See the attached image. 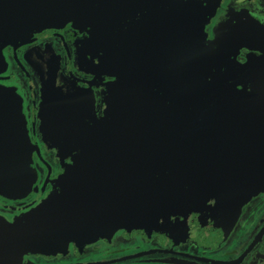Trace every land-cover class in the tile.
<instances>
[{"label": "flooded vegetation", "instance_id": "af4514ba", "mask_svg": "<svg viewBox=\"0 0 264 264\" xmlns=\"http://www.w3.org/2000/svg\"><path fill=\"white\" fill-rule=\"evenodd\" d=\"M29 1L18 0L17 8H14L18 15L30 17L33 15L31 9L37 5L40 8L39 3L29 6ZM203 7L205 50L216 87L203 91L208 92L203 95L205 97L183 100L178 106H174L172 94L166 96L149 82L153 79L151 74L149 76L141 70L140 75L135 74L133 79L126 75L125 80L124 76L104 68V58L99 52L103 50L101 40L104 37L101 35L109 29L108 26L95 25L94 20L83 26L68 16L54 28L30 33L23 27L19 31L14 27L10 30V38L0 44V92L3 93L0 98V130L2 124H6L0 140L3 144L9 143L12 135L7 133V127L13 125V112H18L16 119L21 130H25V140L33 148L30 158L34 173L23 180L26 185L17 191L0 190L2 234L7 232V222L25 216L40 205L42 207L41 203L48 200L57 186L69 193L81 189V184L76 188L67 177H81L83 172L91 171L88 174L100 175L103 183L114 168L126 164L124 159L132 156L129 151L134 145L148 141L154 135L157 137L156 115L151 113L150 119L145 120L144 112L151 110L146 105L149 99L156 100L160 109L166 111V118L160 126H173L171 120L177 113L189 116L193 122L194 118H205L209 111L224 108L232 113L225 116L230 117L229 120L222 117L221 112L211 120L219 125L234 126L235 130L239 128L246 144L257 140L264 143V0H220L217 4L208 0ZM38 12L36 15H41L44 10ZM108 12L106 17L110 19ZM151 15V18L156 17L153 13ZM78 16L76 14L74 19ZM249 32L258 34L261 39L254 34L252 38L259 40L246 45ZM146 88H151V92ZM14 100L19 106H13ZM255 108L259 112H255ZM128 119L136 121L132 123ZM263 163L264 157L262 170ZM98 164H102L105 174L96 167ZM189 170L188 162L183 182ZM64 184L70 187L66 189ZM192 192V197L199 201L202 191L198 190V196L194 188ZM120 196L122 193L106 201ZM54 198L55 201L51 199L54 203L60 200ZM102 202L105 201L94 204ZM135 202L134 209L141 205ZM82 204L71 201L59 207L68 212ZM223 204L218 205L217 216L207 212L196 227H181L177 232L178 227L174 233L168 231L163 236L164 242L152 228L147 230L151 233L150 239H139L135 232L126 233L124 229L112 234L110 240L109 233L113 230L108 228V243L101 239L95 244L83 245L79 253L72 248L67 252L52 253L48 249L27 257L24 263L95 264L106 261L113 264L111 262L118 260L114 264H264V194L255 196L250 206L239 214H243L241 225L236 230V224L228 235L224 230ZM83 215L81 223L101 224L106 229L111 222L117 230L128 227L130 223L127 221H131L127 212H121L115 220L109 209L90 214L84 212ZM218 223V230H215L218 234L210 235L209 228ZM142 243L149 247L142 250L139 246ZM132 244L140 249L131 252ZM145 251L149 252L143 253ZM130 254L136 257L122 260L123 256ZM0 257L3 259L0 264L13 261L8 250L4 253L0 249Z\"/></svg>", "mask_w": 264, "mask_h": 264}, {"label": "water", "instance_id": "95a60500", "mask_svg": "<svg viewBox=\"0 0 264 264\" xmlns=\"http://www.w3.org/2000/svg\"><path fill=\"white\" fill-rule=\"evenodd\" d=\"M30 1L29 6L38 3L41 6L38 8L37 5L31 9L33 15L29 17L18 15V12L15 11L18 0H0V31L10 32L13 27L19 31L23 27L29 29L30 33L47 27L54 28L61 21L60 13L64 8V0ZM103 2L105 6L109 7V12H107L115 26L109 27L101 35L104 37L101 40L103 50L101 49L99 53L104 58V63H102L104 68L120 76L127 75L130 79H133L135 74L140 75L142 70L149 76L152 75L153 79L149 82L155 83L156 86H159L161 81L169 82L167 84L170 87V93L175 99L174 106H178L180 101L201 99L202 95L208 94V92H203L208 90L203 74L209 66L205 50L203 18L201 17V23L199 21V24L194 27L195 15L190 13V9L195 7L196 3H198V8L203 11L202 0H104ZM157 4L168 9L167 13L171 21L169 23L171 24L170 30L162 32L158 40L142 42L141 35L134 25L140 24L139 18H144L146 25L153 23L151 11ZM39 9L41 12L44 10L43 14L45 15H36L39 13ZM141 9H143L142 12H139ZM177 13L183 17L187 13L185 25L178 20L180 18ZM165 25L167 26V24ZM254 34L256 33L249 32L247 34L246 45L261 39L258 34L255 36H258L259 39L252 38ZM162 35L169 36V40L159 41ZM260 41L262 42V40ZM145 50L149 53L145 54ZM138 82L140 83L139 78ZM146 89L151 92V88ZM2 95L3 93L0 92V98ZM1 102L0 99V104ZM18 104L14 100L13 106ZM146 105L151 110L148 109L144 112L145 120L150 119L151 113L156 115L154 120L157 122L155 130L157 137L154 135L152 139L134 145L129 151L132 156L124 159L126 164L117 169L114 168L103 183L102 181L88 182L86 185L81 184V189H73L74 192L71 193L76 196L74 200L72 199L73 201L88 204L85 207V211H88L87 207L89 206L95 210L94 202H106L107 199L116 197L120 193L122 196L146 193L145 195L156 198L150 202L148 207L139 205L145 210L147 209V213L139 209L140 213L137 215L139 221H147L146 224L149 225V228L157 233L168 231L174 233L178 227L180 228L177 232L181 230V227L184 229L187 226L189 228L190 226L196 227L205 218L207 212L216 213L213 216H217V207L221 202H224L222 212L223 215L225 214V218L223 220L229 219L232 212L236 210L235 202L238 198L247 194V201L255 196L256 193L253 192L255 186L252 187V191L249 192V189L247 192L245 191L247 179L243 172L247 169L256 170L254 181L258 182H255V185H262L259 179H264V176L258 169H260L259 164L262 163L261 157L264 155L263 142L257 140L254 143L246 144L245 140L241 139L243 136L239 134L240 129L235 130L228 126L217 127L212 132L205 131L206 133L203 135L201 129L199 128L200 131H198L197 125L189 119V116L187 118L189 123L183 127H163L160 124L166 118V111L160 109L159 103L154 99H149ZM17 114L18 112H13V125L7 127V133L12 135L9 143L3 144V141L0 140V190L2 191L15 190L13 186L12 188L9 186L8 179L15 184L19 181L23 183V180L34 173L30 158L33 148L25 140V130H21L20 122L16 119ZM2 126L0 138L4 136L6 124H2ZM246 148L248 150H245ZM188 162L190 170L183 182V173L187 171ZM210 163L219 164L228 172L229 177L224 182L208 184L206 176L204 177L201 171ZM92 166L94 167V165ZM96 167L102 174H105L102 164H98ZM88 172L91 171L83 172V175L90 176ZM61 183L63 184V181ZM64 185L66 189L70 187L67 184ZM192 188L195 189L196 196H198V190L202 191L203 195L199 201L197 197H192ZM60 202L57 201L46 207L40 206L23 216L18 228L8 226L5 234H2L1 231L0 249L4 253H7L8 250L13 255L15 262L25 255H31L30 253H34L36 250L44 252L49 249L51 253L58 251V245H55L57 240L46 241L41 238L40 234L31 235L26 232L37 231L43 225L57 224L58 215H55V212L56 205H59ZM63 202L70 204L68 199ZM134 203H136L135 200L127 203L121 209L120 214L129 212ZM104 204L102 202L98 206L102 205L103 208ZM71 210L74 212L72 208L69 209V211ZM109 213L114 214L115 220L119 218L118 211L109 209ZM150 216L153 220L150 219ZM238 218L237 214L234 215L224 226L227 235L236 225ZM4 226L2 224V227ZM4 230L6 231V226ZM47 245L48 248H46Z\"/></svg>", "mask_w": 264, "mask_h": 264}, {"label": "rangeland", "instance_id": "374dc122", "mask_svg": "<svg viewBox=\"0 0 264 264\" xmlns=\"http://www.w3.org/2000/svg\"><path fill=\"white\" fill-rule=\"evenodd\" d=\"M104 0H64V8L62 13H60L62 16L61 20H66L68 18V16H70V18H72V20L77 24H81L83 26H88L90 25V22L92 20H94V24L98 25V26H108V27H115L113 26V19H109L107 18V11L109 10V7L105 6ZM208 1V0H202V9L203 11L198 8V3H196V6L190 9V13L194 14L195 18L193 19V22H195L194 27H196L199 24V21L201 23L200 18H203V14H204V2ZM213 1L214 4H217L220 0H210ZM187 3V2H186ZM143 9L139 10L142 12ZM168 9L166 7H164L163 5H159L157 4L155 6V8L152 9V13L154 16L152 18V22L150 25H146V21L144 18H139V23L140 24H135L134 27L137 28L138 32L141 35V40L143 41H155V39H159L161 37V33L164 32L168 29L170 30V26L171 24H169L170 21V16L168 15ZM184 13V12H183ZM76 14H78V18L74 19V16H76ZM94 14V15H93ZM178 14V13H177ZM168 15V19L166 18ZM187 13L184 15V17L180 14H178V17L180 19H178L180 22H183V24L185 25L187 23ZM191 15V14H190ZM183 18V19H181ZM249 20V18H248ZM247 20V21H248ZM166 22V23H165ZM167 24V26L165 25ZM181 25V24H180ZM7 38H10V34L9 32H4V31H0V44L2 43L1 41L6 40ZM169 40V36H165L162 35V38L159 40L161 42H165L166 40ZM1 47V46H0ZM264 49V48H263ZM149 53L147 50H145V54ZM206 84L205 86L207 87L208 90H213L215 89V82H214V74L211 70L210 65L208 66V69L205 70V74H203ZM125 80L126 77L124 76ZM161 84H159V86H156L155 83L154 84L156 87V90L162 92L163 94H167L170 95V87L168 86L167 83L169 82H164L161 81L159 82ZM167 86V88H166ZM166 95V96H167ZM171 96V95H170ZM224 109V108H223ZM221 110V113H223V116L225 117V111H227L228 109H224ZM255 112H259V110H257L255 108ZM263 174H264V163H263ZM264 176V175H263ZM68 182H70L73 186H75L76 188H79L80 184H85L88 182H94V181H102L103 178L98 177L96 174H92L90 173V176L86 177V175H81V177H67L66 178ZM262 182V185H255L253 192L256 193L255 196L257 195H261L264 194V179H259ZM58 188L56 189V191H54V193H52L49 197L48 200H44L41 204L42 207H46V206H50L52 203L51 199L53 201H55L54 197H57L58 199H60L59 201L60 204L59 205H63L66 204L65 202H63V200L68 199L69 202L73 201L74 198H76V196H74V194L67 192L66 190H64L63 188H61L60 186H57ZM146 193H141V194H132L129 196H120L114 199H111L109 201L104 202L105 204L103 205V207H107V208H102L101 206L98 205H93V208H95V211H100V210H107V209H112L115 211H119L123 206L124 203H129L130 201H138L139 203H141V206L144 207H148L153 200H155L156 197H151L150 195H145ZM68 196V197H67ZM247 194H243V196L241 198L237 199V202H235L236 205V210L232 212V215H230L229 219H225V223H228V221L231 220V218L234 217V215H238L240 214V212H243V208L245 207L244 205L246 204V199H247ZM254 196V197H255ZM73 199V200H72ZM76 201V200H75ZM80 202V201H77ZM126 203V204H127ZM59 205H57L56 207V212L55 215H58L57 219H56V223L52 226L50 225H43L40 226L39 230H29V232L27 231L26 233H31V235H37L40 234L42 235V239H46L53 241V240H57V243H55V245L57 246V250L59 252L61 251H65L67 252L68 250L70 251L72 248V251H75L77 253L81 252L82 250V246H86L87 244H95V242H97L98 240L103 239L105 242H110L109 239H107L106 234H108V228L110 230H113L109 233V238L111 240L112 238V234H115L116 232L118 233L119 230H124L126 229V233L127 232H135V236L139 239L141 238H146L147 237L150 239L151 236L147 230H149V225H146V222L139 221L137 218V214L140 213L139 209H142V212L147 213V209L145 210L143 207L141 206H136L134 209V205L131 206L129 212H127V217L130 218L131 221H127L128 222V227L125 228H119L116 230V226L112 225L113 222H111L109 224V226L106 227L104 225L101 224H87L86 221H84L83 223L80 222V219H82V217H84V212L86 213H91V212H95L93 211L89 206L88 211H85V204H82L80 208H77L76 210L73 209L74 212H65V210H63V207H59ZM41 206V205H40ZM114 207L115 209L111 208ZM80 213V214H79ZM77 214V215H76ZM22 216H18L17 218L13 219V221L11 222H7V226H11V228L17 227L19 226L20 220L23 217ZM232 216V217H231ZM150 219L153 220V218L150 216ZM129 220V219H128ZM74 225H77V227H75ZM218 224H215L213 227L211 226L209 228L210 231V235H217L218 232H215V230H218ZM78 228V229H75ZM18 231V230H16ZM20 232V231H18ZM21 233V232H20ZM71 233V234H69ZM157 235L159 238H162L163 242H164V237L165 235H167V232H160L155 234ZM146 241V240H145ZM150 242V240H147ZM54 245V244H53ZM139 246H141L142 250H145L149 247V245L147 244H140ZM139 246H135L134 244L131 245V252L133 251H138L140 248H138ZM153 247V246H151ZM48 248V245L47 247ZM133 250V251H132ZM34 251V250H33ZM152 251V250H149ZM149 251H145L143 253L149 252ZM41 253V251L36 250L34 253H30L31 255H25L22 259H18L17 262H15V260L13 259V261L11 262V264H23L24 260L27 261V257H31L33 254H39ZM136 256H133V254L129 255V256H123L122 260H126V259H132ZM14 258V257H13ZM31 259V258H29ZM3 261V259L0 257V262ZM117 261L115 262H111V263H117ZM27 264V263H24ZM95 264H107L106 261L103 262H97Z\"/></svg>", "mask_w": 264, "mask_h": 264}, {"label": "crops", "instance_id": "0c3cea01", "mask_svg": "<svg viewBox=\"0 0 264 264\" xmlns=\"http://www.w3.org/2000/svg\"><path fill=\"white\" fill-rule=\"evenodd\" d=\"M206 95V94H205ZM203 96V95H202ZM203 97H205V96H203ZM238 98H240V96L238 97ZM227 99V98H226ZM241 99V98H240ZM229 100H231L230 98L229 99H227V101H229ZM220 112H221V110H219V109H217V110H214V111H209L208 113H206L205 115H206V117L205 118H203V119H196L195 120V118L193 119V122L195 123V125H197L196 127L198 128V131H200L199 130V128L201 129V132H202V134L203 135H205V133L206 132H212V131H214L215 129H217V127H221V126H225L224 125V123L223 124H221V125H219V124H217V123H215L214 122V120H211L212 118H214V116H216V115H220ZM233 112V111H232ZM222 114V117H224L223 116V113H221ZM225 114H226V116L227 115H231L232 113L230 112V110H227V111H225ZM188 116H184L183 114H179V113H177V114H174V116H173V118H172V120L171 121H173V126H179V127H183L184 125H186L187 123H189V121H187L188 119ZM225 119H227V120H229L230 119V117H225ZM128 122H132V123H135V119H128L127 120ZM212 121V122H211ZM228 127H232L233 129H234V126H228ZM168 128V127H167ZM239 129V128H238ZM206 131V132H205ZM200 132V133H201ZM250 137V136H249ZM140 144V143H139ZM138 144V145H139ZM263 157H264V155H262V159H263ZM260 165V169H258L259 171H261L262 173H263V170H262V163H260L259 164ZM258 166V165H257ZM256 166V167H257ZM256 172V170H254L253 171V169H251V170H246V171H244L243 172V174H244V177H245V179H247V182H246V184H245V187H244V189H245V191L247 192V190L249 189V192L250 191H252V187H254L255 186V182H258V181H254L255 180V178H256V176H255V173ZM201 174L205 177V178H207V181L208 182H210L211 184L212 183H216V182H224L228 177H229V175H228V172L226 171V170H224L219 164H216V163H210V164H208L205 168H204V170H202L201 171ZM231 176V175H230ZM8 181H9V186L12 188V186L14 187V189H19V188H21L22 186H23V184L24 185H26L24 182L22 183L21 181H19V182H16L17 184H15V183H13L12 182V180H10V179H8ZM14 184V185H13ZM8 186V183L6 184V187ZM233 194V193H232ZM254 199V196H252L251 198H249V200L246 202V204L244 205L245 207L243 208V210L244 209H246V208H248L250 205V203L252 202V200ZM241 213V212H240ZM247 213V212H246ZM245 213V214H246ZM242 220H243V214H241L240 216H239V219H238V221H237V226H236V230L239 228V226L241 225V222H242ZM235 230V231H236ZM235 233V232H234ZM234 233L232 234V235H234ZM231 235V236H232Z\"/></svg>", "mask_w": 264, "mask_h": 264}]
</instances>
